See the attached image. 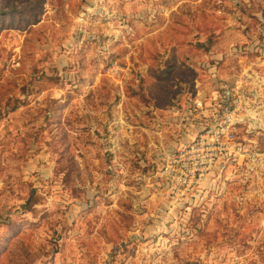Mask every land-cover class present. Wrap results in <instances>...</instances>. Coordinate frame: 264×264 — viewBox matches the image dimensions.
I'll return each mask as SVG.
<instances>
[{
  "label": "rangeland",
  "instance_id": "1",
  "mask_svg": "<svg viewBox=\"0 0 264 264\" xmlns=\"http://www.w3.org/2000/svg\"><path fill=\"white\" fill-rule=\"evenodd\" d=\"M259 16L264 0H0V264H264V93L231 138L193 92Z\"/></svg>",
  "mask_w": 264,
  "mask_h": 264
},
{
  "label": "built area",
  "instance_id": "2",
  "mask_svg": "<svg viewBox=\"0 0 264 264\" xmlns=\"http://www.w3.org/2000/svg\"><path fill=\"white\" fill-rule=\"evenodd\" d=\"M238 3V1H235ZM261 23L256 32L244 30L243 35L248 41L240 43H230L224 52L220 53V56L215 59L202 60L198 62V67H202L203 70L210 74L207 77L208 81L214 82V88L207 93V87L199 86L198 81L193 86V92L198 95V99L194 100V106L203 110L202 115H206L208 107L210 108L211 115L214 119L219 115H229V119L233 118L232 127L228 133L229 137H233L236 134L237 128L246 121L247 114L252 111V107L247 105L251 98H257L264 93V18L259 16ZM251 55L252 57H250ZM234 59H232V58ZM227 68L222 73L219 72L218 67ZM226 72V73H225ZM201 89V90H200ZM202 96H209L210 103L205 105L199 98ZM241 112V113H237ZM237 113V114H236ZM238 116L239 119L235 118ZM242 115V118L239 117ZM218 118V117H217ZM217 118L215 120H217ZM217 143L227 148L228 142H223L220 139V132H216ZM207 145L206 142L201 141V146ZM249 146V145H247ZM255 146V144H254ZM213 149L207 147L204 153L201 152L200 163H207L211 166L217 156L212 153ZM262 158H253L254 164L264 159V151L262 152ZM245 156H238L234 160L239 161ZM247 169L254 174L255 170L247 166Z\"/></svg>",
  "mask_w": 264,
  "mask_h": 264
},
{
  "label": "crops",
  "instance_id": "3",
  "mask_svg": "<svg viewBox=\"0 0 264 264\" xmlns=\"http://www.w3.org/2000/svg\"><path fill=\"white\" fill-rule=\"evenodd\" d=\"M90 1H92V0H90ZM216 56H218V57H219V56H220V54H218V53H217V54H216Z\"/></svg>",
  "mask_w": 264,
  "mask_h": 264
}]
</instances>
